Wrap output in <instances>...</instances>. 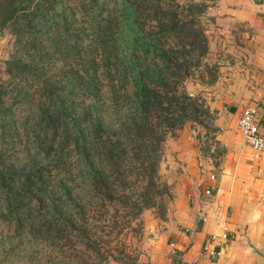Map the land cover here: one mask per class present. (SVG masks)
I'll return each mask as SVG.
<instances>
[{
  "label": "trees",
  "instance_id": "16d2710c",
  "mask_svg": "<svg viewBox=\"0 0 264 264\" xmlns=\"http://www.w3.org/2000/svg\"><path fill=\"white\" fill-rule=\"evenodd\" d=\"M215 1L0 0V29L16 49L4 71L33 86L27 97L45 160L25 168L0 152V222L13 228L12 236L0 233V252L25 237L61 252L80 245L89 264L127 261L105 240L108 222L116 217L123 229L149 208L162 216L170 195L157 174L162 145L184 123L210 116L183 81L203 64L200 19ZM57 61L67 66L63 80L50 72ZM7 92L0 82V136Z\"/></svg>",
  "mask_w": 264,
  "mask_h": 264
},
{
  "label": "rangeland",
  "instance_id": "374dc122",
  "mask_svg": "<svg viewBox=\"0 0 264 264\" xmlns=\"http://www.w3.org/2000/svg\"><path fill=\"white\" fill-rule=\"evenodd\" d=\"M208 8L200 19L207 37V51L202 58L203 64L183 81V88L189 95L202 98L210 111V116L203 125L186 122L174 136H167L162 145V158L157 169L159 180L168 185L170 192L169 197L164 199L165 211L160 216L156 209H144L136 220L130 221L123 229L118 224L119 219L117 222L116 217L111 218L113 222L109 221L107 225V228L110 226L111 229H105L106 231L103 232L105 240H108L109 246L113 247L114 254L127 261L107 260L101 264H127V262H130L128 264H186L181 261L182 254L188 249L186 240H189L202 224L205 227L208 224V220H204L205 206L211 200L210 193L204 192L207 187L201 181L194 189V194L188 188L193 186L191 184L195 176L199 178V175H203V181L206 177L208 178L207 165L211 166V163L218 165L223 156V148L216 139L219 128L215 125V117L218 111L209 108L206 101L224 100L225 81L222 79L224 76L222 68L225 67V61H229L228 56L231 55L226 50L232 44L231 40L221 38L222 26L213 24ZM76 16L78 17V14ZM87 29L88 32L93 30L92 27ZM51 43L46 44V49H52L54 43L52 45ZM94 46L99 58L98 54L102 48L99 45ZM15 50L13 37L7 30L0 29V82L6 84L8 90L3 96V106L10 110L9 112L7 110L5 118L7 126L1 129L0 152L6 162L29 168L45 160L42 159V153L36 149L37 134L40 135V132L34 126L32 98L27 97L32 95L33 86H29L25 81L17 83L16 80H10L4 71L5 61ZM103 64L100 63L101 68ZM108 65L106 71L110 70ZM49 67L53 78L64 79L67 69L64 62L57 61L51 66L49 63ZM103 83L107 81L103 79ZM129 90L131 92L132 87ZM181 136L184 138H179ZM184 141L191 142L198 151L197 161L193 166L183 162L176 154L179 145L184 144ZM74 172L73 168L71 174ZM76 176L78 178L74 177L73 184L74 188L79 190L82 180L79 174L76 173ZM175 188L182 192L184 188L186 189L184 193L186 196L183 194L182 202L175 198ZM258 204L261 205L260 211H263L260 215L253 212L249 214L248 210L247 214L231 216V220L230 216H224L227 224L230 223L233 227L226 231L227 239L219 243L220 255L215 258L202 248L209 234L207 231L205 240L198 251L199 258L208 259L214 264H264V198L261 200L256 196L248 201L252 210ZM0 233L12 236L13 228L0 222ZM179 235L186 238L181 248L177 247L181 244V241L177 239ZM17 242L21 244L16 245ZM2 245L4 251L0 252V264H63L69 260L73 263L76 259H83L85 264L90 262L88 261L90 254L83 253L80 245L76 246L79 252L75 249L67 251L62 249L61 252L51 249L42 242H33V239L25 237L8 239ZM12 247L14 251L10 250Z\"/></svg>",
  "mask_w": 264,
  "mask_h": 264
},
{
  "label": "crops",
  "instance_id": "0c3cea01",
  "mask_svg": "<svg viewBox=\"0 0 264 264\" xmlns=\"http://www.w3.org/2000/svg\"><path fill=\"white\" fill-rule=\"evenodd\" d=\"M208 10L213 24L222 26L221 38L232 42L226 50L231 56L222 68L224 100L206 101L209 108L218 111L215 117V125L219 128L216 139L223 148V156L216 166L209 160L211 166L207 165V173L214 175L213 180L206 177L203 181V175L199 178L195 176L193 186L188 188L194 194V189L202 181L205 187L210 188L211 200L205 206L206 227L202 224L189 240L182 235L177 237L181 241L177 247L181 248L186 240L188 249L181 259L186 264H214L199 258L198 251L207 231L208 239L210 234L233 227L227 224L224 216H230L231 220V216L247 214L248 210L249 214L263 213L260 204L252 210L248 201L256 196L261 200L264 198V153L257 159L252 158L250 148L237 132L236 123L244 106L257 104L264 109V0H217ZM260 130L264 133V118L261 119ZM176 154L183 162L193 166L198 151L191 142L184 141ZM185 191V188L183 192L175 188L177 201H183ZM218 248L215 246L214 250Z\"/></svg>",
  "mask_w": 264,
  "mask_h": 264
},
{
  "label": "built area",
  "instance_id": "2783aa9c",
  "mask_svg": "<svg viewBox=\"0 0 264 264\" xmlns=\"http://www.w3.org/2000/svg\"><path fill=\"white\" fill-rule=\"evenodd\" d=\"M264 118V109L257 104H250L243 107L237 119L236 129L243 143L250 148L251 156L257 159L264 153V133L260 130L261 119ZM209 180L214 179L213 174H209ZM205 194L210 193V188H205ZM227 239L225 230L217 234H210L203 245V249L212 256L220 255V247L214 250L220 242ZM173 251V250H172Z\"/></svg>",
  "mask_w": 264,
  "mask_h": 264
}]
</instances>
